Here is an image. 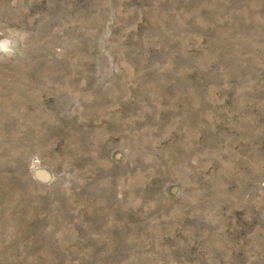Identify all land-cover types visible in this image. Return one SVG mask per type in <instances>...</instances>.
<instances>
[{
  "label": "rangeland",
  "instance_id": "1",
  "mask_svg": "<svg viewBox=\"0 0 264 264\" xmlns=\"http://www.w3.org/2000/svg\"><path fill=\"white\" fill-rule=\"evenodd\" d=\"M0 264H264V0H0Z\"/></svg>",
  "mask_w": 264,
  "mask_h": 264
}]
</instances>
